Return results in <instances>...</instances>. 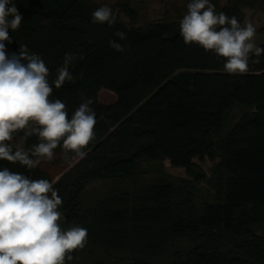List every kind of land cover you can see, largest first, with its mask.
Masks as SVG:
<instances>
[{"label":"trees","instance_id":"trees-1","mask_svg":"<svg viewBox=\"0 0 264 264\" xmlns=\"http://www.w3.org/2000/svg\"><path fill=\"white\" fill-rule=\"evenodd\" d=\"M223 1L210 0L240 23L243 8L264 13V0ZM12 2L23 20L9 30L7 54L26 45L44 60L50 83L65 54H77L69 65L73 79L53 85L49 99L63 101L70 118L90 98L96 113L86 157L54 187L64 228L94 232L98 248L78 249L65 264H84L82 252L91 264H264V55L252 64L250 53L249 72L229 75L223 58L184 45L179 21L186 13L138 24L137 3L112 0L116 22L93 24L102 5L92 0ZM109 41L128 50L117 52ZM102 89L115 94V104L100 105ZM14 135L24 150L39 143L35 134ZM205 160L212 164L208 174L200 166ZM165 162L185 178L168 174ZM4 168L52 182L39 167L0 161ZM96 183L110 195L92 210L88 187ZM202 183L208 192L197 204Z\"/></svg>","mask_w":264,"mask_h":264},{"label":"clouds","instance_id":"clouds-1","mask_svg":"<svg viewBox=\"0 0 264 264\" xmlns=\"http://www.w3.org/2000/svg\"><path fill=\"white\" fill-rule=\"evenodd\" d=\"M186 7L179 21L184 45L196 44L223 58V71L229 75L249 72L250 53L255 57L251 63H260L264 48L255 43L256 28L251 22L241 25L235 15L216 12L210 0H190ZM22 20L12 0H0V161L31 170L53 160L58 147L66 161L84 159L96 125L92 99H83L70 118L63 101L49 99L53 85L59 89L73 79L69 65L77 54H65L50 83L49 69L39 54L30 53L23 44L18 53L6 52V43L12 42L9 30H18ZM91 22L113 25L116 17L110 7L101 6L92 13ZM115 35L126 38L123 32ZM109 46L121 53L128 50L115 41H109ZM19 132L25 140L35 134L39 143L29 150H14L10 141ZM62 205L59 190L50 180L0 170V264H65L72 260L71 253L85 247L88 230L80 226L62 230Z\"/></svg>","mask_w":264,"mask_h":264},{"label":"rangeland","instance_id":"rangeland-1","mask_svg":"<svg viewBox=\"0 0 264 264\" xmlns=\"http://www.w3.org/2000/svg\"><path fill=\"white\" fill-rule=\"evenodd\" d=\"M95 4L97 5H102V6H112V0H92ZM134 2V4H138V8L140 7L139 10V23L141 22H150V21H155V20H161V19H166V18H176L179 16L181 13H186L187 11V4L190 2V0H131ZM221 4H225L223 0H220ZM242 20L241 23L242 25L245 22H251L254 27L256 28V37H255V43L257 45L263 44L264 43V32L262 31V28L264 27V13L258 10H252V9H247L243 8L242 10ZM116 102V96L113 92L102 89L99 92V103L102 107H109L115 104ZM32 127V125H30ZM14 146L17 148L22 147V141L20 138L16 137L14 135V139L10 141ZM55 157L53 160L50 162H42L38 167L45 170L51 177L52 182H56L63 174L67 173L71 168L75 166V164L78 162L77 159H73L71 161H66L61 157V149H56L54 150ZM211 162L208 160H205L202 164H200L201 169L206 172L207 174L210 171L211 168ZM165 168L166 172L170 174L171 176L174 177H179V178H185V173L183 169L180 168H173L169 165L168 162H165ZM147 179H144V181ZM88 188H91L92 196L93 198V203L94 208L97 207V201L101 199L107 198L110 193H109V188H101L98 183L95 185H90ZM207 188L204 183H202L200 186L196 188V194H195V201L197 204L201 201L203 196L206 194ZM208 192V191H207ZM91 210V211H92ZM88 216V215H87ZM84 218V221H88L91 219L90 216ZM62 230H66L67 228H64V226L61 223V220L59 221ZM77 226V225H73ZM69 227H72L69 226ZM68 227V228H69ZM263 233L264 231H259ZM99 243V238L97 235H94V232L88 231V237H87V243L85 246H94L95 244ZM96 248L98 246L95 245ZM96 251H99L96 249ZM108 254L113 255V252L111 250L108 251ZM80 262H83L84 264H91L92 259L91 256L88 255L87 253L82 252L81 258H79Z\"/></svg>","mask_w":264,"mask_h":264}]
</instances>
